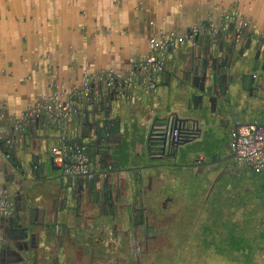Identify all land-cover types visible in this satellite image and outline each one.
<instances>
[{"label":"crops","instance_id":"0c3cea01","mask_svg":"<svg viewBox=\"0 0 264 264\" xmlns=\"http://www.w3.org/2000/svg\"><path fill=\"white\" fill-rule=\"evenodd\" d=\"M224 14L230 16L227 30L219 34L216 44L205 45L204 33L209 32V22L219 26ZM239 20L249 22L251 30L248 28L247 32L250 31L252 42L256 43L248 44V38H244L237 46L238 53L243 52L242 57L251 61L255 70L251 74L242 70L239 61L234 62V57L226 52ZM198 25H203V29L193 44L187 35ZM170 32L183 36V41L167 49L166 69L154 76L155 88H149L150 96L155 98L159 92L167 94L171 86L180 91L189 89L199 77L201 88H205L210 85L209 76L224 74L227 89L213 103L216 112L219 107L220 112L229 114L230 131L237 122L264 120V0H0V104L7 114L16 117L36 99L48 95L53 86L64 95L89 72H119L126 76L130 59L148 53L150 36ZM200 43L203 45L199 48ZM123 83L121 78L118 88L111 91L102 81L94 80L91 90L97 98L107 97L111 92L110 97L124 100ZM144 85L140 77L133 79L132 91L125 99L130 112L135 111L133 101ZM85 107L89 112L95 109L94 105ZM72 121L74 115L71 125ZM51 129L56 128L42 120L38 127L32 122L22 134H14L18 142L10 158L3 156L6 148L0 147V188H12L8 179L15 158L20 161L32 156L39 169L45 167L41 149ZM7 136L8 130L4 134ZM49 176L35 177L40 196L28 216L41 235L50 234L52 231L45 227L52 226L56 215L61 216ZM15 200L20 207L18 197ZM18 214L24 216L23 212ZM18 224L14 217L0 218V226L9 235L11 246L16 244L20 232ZM45 245L48 249L40 248L39 257L48 256L46 264H56L53 240ZM64 249V258L60 254L59 262L70 260L68 248ZM5 262L1 256L0 264Z\"/></svg>","mask_w":264,"mask_h":264},{"label":"flooded vegetation","instance_id":"af4514ba","mask_svg":"<svg viewBox=\"0 0 264 264\" xmlns=\"http://www.w3.org/2000/svg\"><path fill=\"white\" fill-rule=\"evenodd\" d=\"M166 64L167 59L162 73L166 69ZM200 79L201 77L189 87L193 93L188 96V101L190 105L196 107L201 106L205 100ZM119 100L121 98L110 96L97 98L92 93L91 99L85 106L89 108L94 105L96 112H89L85 107L82 113L74 115L75 121H72L71 127H74L76 137H73L72 132L68 134L64 129L72 139L83 141L82 137L88 138V142H84L88 147L90 166L86 176L65 174L59 166L61 175L51 176L61 213V216L56 215L53 223L55 227L52 240L57 252L55 262L56 264H169L164 261L165 258L159 262L157 257L161 253V248L165 246L164 257L167 254L171 257V252L175 254L172 258L176 264H185L186 258L182 253L186 249L183 244L177 245L174 241V238L179 239L181 236L177 235L184 231L177 225L182 219H178L181 214L175 207L176 193L171 195L172 188L164 187L165 182L174 181L176 177L164 174L157 177L155 174L160 171L156 173L150 171L158 166H172L173 159L178 156V148L200 136L199 123L197 120L188 122L179 119L174 113L161 119H154L148 129L146 157L149 163L144 166L145 171H148L144 177L142 168L135 167L134 156L140 151H137L136 145L131 147L124 161L121 157L117 158L118 161L112 158L115 149L120 147L122 137L120 117L117 113H111ZM71 116L65 125L70 124ZM174 129L176 134H173ZM156 133H159L158 136ZM219 159H213L206 164L200 154L197 160L185 163L184 166L205 168V164H215ZM25 163L31 164L33 169L31 174L29 167L24 165L21 169L23 175H18L13 182L17 184L10 189L5 188L14 202L12 214L7 217H14L18 221L20 232L16 237V244L11 246L9 235L0 226V258L3 256L8 264H46L48 256L39 257L38 250L41 244L39 245L37 237L35 239L33 237V233L37 232L36 225L28 218L32 205L38 198L35 177L38 176L39 166L32 156L29 159L26 157ZM53 165L57 166L54 163ZM236 166L243 167L238 166L237 162ZM233 171L235 172V169ZM23 177L29 182H21ZM205 179L208 181L207 189H209L210 181L215 178L205 177ZM15 196L20 201V207L17 206ZM157 206H160V210ZM19 211L23 212L24 216H19ZM62 215H65L64 220H61ZM183 237L182 240H185ZM64 247L68 248L70 260L59 262L60 254L64 258Z\"/></svg>","mask_w":264,"mask_h":264},{"label":"rangeland","instance_id":"374dc122","mask_svg":"<svg viewBox=\"0 0 264 264\" xmlns=\"http://www.w3.org/2000/svg\"><path fill=\"white\" fill-rule=\"evenodd\" d=\"M254 44L256 43H251L253 46ZM235 60H238L241 69L248 70L249 74L255 71L246 57L236 54L234 62ZM257 72L258 75L261 73L259 70ZM131 88L124 89L126 96H129ZM142 88L136 93L133 101L135 111H129L125 103L128 97L124 94V100H119L111 110L112 114L117 113L120 117L122 133L120 147L115 149L113 159L118 161L117 158L121 157L124 161L131 147L136 145L137 151H140L134 156L135 167H141L145 177L148 171H145L144 166L149 163L146 157L148 129L154 119L174 113L179 119L188 122L197 120L201 129L197 139L178 148V156L173 159L172 166H158L150 171H160L155 174L157 177H176L174 181L165 182L164 187H171V195H177L174 198L175 207L180 210L181 217L178 219H182L177 225L185 232L178 234L177 236L181 237L174 238V241L177 245L183 244L186 249L182 253L186 258L185 264H264V169L257 172L246 165L237 168L236 158H229L233 142L229 114L220 112L219 107L216 112L214 103L207 100L199 107L190 105L188 96L193 90L187 88L180 91L171 86L167 94L159 92L155 98L150 96L152 93H149V87L144 85ZM73 129L71 123L65 125L66 132H72L73 137H76V131ZM59 132L57 128L51 129L50 136L42 146L45 167L39 169L38 178L50 175L49 178L52 179L61 175V170L52 169L50 163L51 148L58 144L56 138ZM82 140L88 142V138L82 137ZM200 154L206 164L213 159H220L215 164H205V168L184 166L185 163L197 160ZM123 167L122 165L121 168ZM29 173L31 174V171ZM205 177L215 178L210 181L209 189ZM39 193V187H36V194L40 196ZM157 209L160 210V206H157ZM200 209L203 211L200 212ZM183 236L185 240H182ZM162 248L161 253L156 255L158 261L161 262L165 258V262L176 264L172 258L175 254L170 252L171 257L168 254L164 257L165 246Z\"/></svg>","mask_w":264,"mask_h":264},{"label":"built area","instance_id":"2783aa9c","mask_svg":"<svg viewBox=\"0 0 264 264\" xmlns=\"http://www.w3.org/2000/svg\"><path fill=\"white\" fill-rule=\"evenodd\" d=\"M230 16L224 14L219 26L209 22V40L216 44L219 34L227 29ZM203 25L193 26L190 40L195 44L194 38L199 34ZM251 30V25L246 20H239L232 32L233 41L239 43L246 39ZM183 41V36L174 33H159L150 36L147 42L148 53L140 58L130 59V68L126 76L121 73L99 72L92 75H84L78 86H73L66 94H62L57 86H53L46 96H41L33 105L29 106L21 114L20 118H11L10 124L14 127V134H22L35 120L50 122L60 130L58 144L51 148V158L55 165L59 166L65 174L86 176L89 170L90 158L87 145L69 138L66 135L65 124L71 115L82 113L86 102L91 99V81H102L111 91H115L124 78L126 87L133 85V79L140 77L143 84L149 88L154 87V76L160 74L165 67V57L168 48ZM231 130L232 147L236 153L238 166L246 165L249 168L261 172L264 169V120L247 123H236ZM176 134V129L173 130ZM6 152L5 158H10L13 146L18 142L17 137H4ZM14 209V202L5 188H0V216H9Z\"/></svg>","mask_w":264,"mask_h":264},{"label":"water","instance_id":"95a60500","mask_svg":"<svg viewBox=\"0 0 264 264\" xmlns=\"http://www.w3.org/2000/svg\"><path fill=\"white\" fill-rule=\"evenodd\" d=\"M203 32H206V31H203ZM204 35H205V40H206L204 44L205 45L206 44H211V42L209 40V33H204ZM247 38H248V40H247L248 41V44H251L252 43V34L251 35L249 34V36ZM189 39H190V37H189ZM194 41H195V43L198 41V35L194 38ZM206 42H208V43H206ZM198 45H199V48H200L203 44L200 43ZM242 45L245 46V43H243ZM237 46H238V43H236V42L233 41L230 44L229 49L226 50V52L229 55L231 54V56H233L234 58H235V55L236 54H238L240 57H242L243 52L238 53ZM248 48H249V45L247 46V49ZM214 59H215V57H214ZM87 74L88 75H92V74H94V72H89ZM205 74H206V72L204 73V76H205ZM221 76L220 75H215V74H213L212 76H209V77H211V82H210L211 84L210 85L208 84V86H206L205 88H202L203 90H201L202 93H203V95L205 96V100H207L209 103H211V101L213 103L215 101V98H218V97L219 98H222L224 96V92L227 89V86H226V83L224 82V74H221ZM205 77H204V81L207 78V77L206 78ZM209 88H210V90H209ZM211 88H212V90H211ZM100 90L101 91L103 90L101 84H100ZM107 94H108V96L113 95V93H111V92H108ZM38 99H36V101ZM34 103H32V105ZM26 110H27V108L24 111H26ZM94 111L95 110H93L92 112H94ZM21 114L18 115V116H16V117L10 116L5 111L3 105L0 104V147H5L6 148L4 134H5V132L7 130L9 131V136H7V137H9V138H12L13 136L15 137V135H14V127H13L12 124H10L9 121L13 117L14 118H20L21 117ZM34 123H35V125L37 127L39 126V120H35ZM7 124L9 126L6 127L5 125H7ZM156 134H157L156 136H158L159 133H156ZM232 151H233V153L229 156V158H236L237 156H236V153H235L233 147H232ZM4 153H5V151H4ZM25 159H23V161H21V160L18 161L17 158H15V161H14L13 166H12V174L10 175V178L8 179L9 180V184H11L13 187L15 186V184H17V183H13L15 181V179H16V175H19V176H22L23 175V171H21V169H22V167L24 165L28 166L29 167V170L31 172L33 171V169H31V166H30L31 164L30 163H25ZM50 163H51V168L52 169H59L58 166H54L53 165L52 158H50ZM22 181H28V180L23 177V178H21V182ZM64 218H65V215H62L61 220H64ZM53 223H55V221H53ZM54 227H55V225H53V224H52V226H49L48 225V226L45 227L46 230H48V231L51 230L52 231L50 234L49 233H45L44 235H41L39 232H35V233L32 232L34 234L33 235L34 239H35V237H37V239H39V245L41 244V246H40L41 249H43V250L48 249V247L45 245V242L46 241H49L50 239L52 240V238H50V237H51V235L53 233V228ZM41 239H42V241H41Z\"/></svg>","mask_w":264,"mask_h":264},{"label":"trees","instance_id":"16d2710c","mask_svg":"<svg viewBox=\"0 0 264 264\" xmlns=\"http://www.w3.org/2000/svg\"><path fill=\"white\" fill-rule=\"evenodd\" d=\"M122 86H123L124 88H127V87L125 86V84H124V83L122 84Z\"/></svg>","mask_w":264,"mask_h":264}]
</instances>
